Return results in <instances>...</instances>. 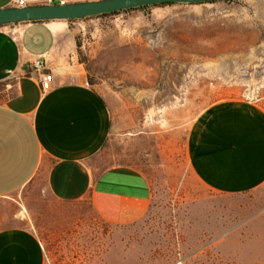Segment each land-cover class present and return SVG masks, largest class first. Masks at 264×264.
<instances>
[{
	"label": "rangeland",
	"instance_id": "374dc122",
	"mask_svg": "<svg viewBox=\"0 0 264 264\" xmlns=\"http://www.w3.org/2000/svg\"><path fill=\"white\" fill-rule=\"evenodd\" d=\"M86 84L110 112L91 163L132 166L151 200L132 224L100 220L88 202L53 199L42 181L0 198V228L26 227L45 264H264V184L205 188L188 166L191 122L241 99L264 110V0L158 5L68 23ZM0 85V102L11 94Z\"/></svg>",
	"mask_w": 264,
	"mask_h": 264
},
{
	"label": "crops",
	"instance_id": "0c3cea01",
	"mask_svg": "<svg viewBox=\"0 0 264 264\" xmlns=\"http://www.w3.org/2000/svg\"><path fill=\"white\" fill-rule=\"evenodd\" d=\"M26 7L44 0H24ZM97 0H64V3ZM0 0V9L15 8ZM65 20L0 25V198L40 180L55 200L87 201L101 221L125 226L148 211L151 190L139 169L91 163L110 131V112L86 77ZM40 61L53 75L39 87ZM188 166L205 188L245 194L264 184V110L233 99L207 107L191 122ZM37 236L26 227L0 228V264H45Z\"/></svg>",
	"mask_w": 264,
	"mask_h": 264
},
{
	"label": "water",
	"instance_id": "95a60500",
	"mask_svg": "<svg viewBox=\"0 0 264 264\" xmlns=\"http://www.w3.org/2000/svg\"><path fill=\"white\" fill-rule=\"evenodd\" d=\"M209 1L211 0H97L50 6L42 4L22 8H4L0 9V25L43 20H77L139 7L173 4L196 5Z\"/></svg>",
	"mask_w": 264,
	"mask_h": 264
},
{
	"label": "built area",
	"instance_id": "2783aa9c",
	"mask_svg": "<svg viewBox=\"0 0 264 264\" xmlns=\"http://www.w3.org/2000/svg\"><path fill=\"white\" fill-rule=\"evenodd\" d=\"M43 4H46V6L64 4V0H44ZM25 6H26V2L24 0H15V2H14L15 8H22ZM33 68L42 73L41 79H39L40 89L44 92L49 91L51 88L53 75L49 71L44 70L43 64L40 61L34 62ZM46 257L47 256L45 255V257H44L45 261L47 260Z\"/></svg>",
	"mask_w": 264,
	"mask_h": 264
},
{
	"label": "trees",
	"instance_id": "16d2710c",
	"mask_svg": "<svg viewBox=\"0 0 264 264\" xmlns=\"http://www.w3.org/2000/svg\"><path fill=\"white\" fill-rule=\"evenodd\" d=\"M212 1H214V0H211V1H209V2H212ZM208 3V2H207ZM155 6H158V5H155ZM149 7H151V6H149ZM145 9V8H147V7H139V8H133V9ZM133 9H129V10H133ZM121 11H124V10H121ZM121 11H118V12H115V13H111V14H102V15H98V16H94V17H103V16H109V15H114V14H117V13H119V12H121ZM125 11H128V10H125ZM94 17H91V18H94ZM81 19H90V18H81ZM78 20V19H77ZM72 21H75V20H68V21H66L67 23H70V22H72ZM36 22V21H35ZM102 150V149H101ZM87 202V201H86Z\"/></svg>",
	"mask_w": 264,
	"mask_h": 264
}]
</instances>
